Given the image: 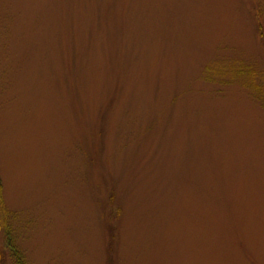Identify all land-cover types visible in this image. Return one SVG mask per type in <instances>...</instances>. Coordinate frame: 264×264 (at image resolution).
Here are the masks:
<instances>
[{"label":"rangeland","instance_id":"obj_1","mask_svg":"<svg viewBox=\"0 0 264 264\" xmlns=\"http://www.w3.org/2000/svg\"><path fill=\"white\" fill-rule=\"evenodd\" d=\"M0 182L27 264H264V0H0Z\"/></svg>","mask_w":264,"mask_h":264},{"label":"trees","instance_id":"obj_2","mask_svg":"<svg viewBox=\"0 0 264 264\" xmlns=\"http://www.w3.org/2000/svg\"><path fill=\"white\" fill-rule=\"evenodd\" d=\"M7 219L8 216H7V209L3 195V186L0 182V231L3 226L4 229L8 232V245L15 257L16 264H27L22 252L18 247L15 246L14 238L11 233V228L8 226V224H6ZM0 264H3V256L1 253H0Z\"/></svg>","mask_w":264,"mask_h":264}]
</instances>
